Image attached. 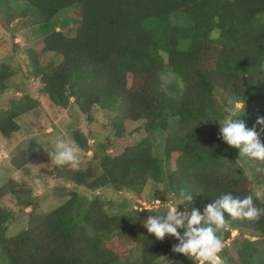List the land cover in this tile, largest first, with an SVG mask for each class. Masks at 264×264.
<instances>
[{
  "label": "trees",
  "instance_id": "trees-1",
  "mask_svg": "<svg viewBox=\"0 0 264 264\" xmlns=\"http://www.w3.org/2000/svg\"><path fill=\"white\" fill-rule=\"evenodd\" d=\"M24 2L30 7L25 14L37 26L38 46L48 55L44 62L34 50L30 55V73L39 79L42 96L60 110L73 99L89 121L96 106L120 110L113 124L118 139L125 130L117 121L138 124L132 132L140 135L137 142L115 147V154L100 144L91 158L97 170H71L63 176L66 182L73 188L110 186L136 195L152 182L159 205L187 189L194 194L192 206L201 210L224 192L253 194L256 206L264 208V199L255 197L245 176L249 170L264 187V162L223 143L217 122L238 103L264 101V0ZM176 15L189 25H173L170 19ZM169 71L178 81L167 86L162 76ZM10 75L0 66V94ZM12 103L0 110V134L6 138L20 129L14 118L35 107L29 98ZM258 116L264 110L243 112L240 118L252 127ZM157 131H166L160 150L164 159L155 153ZM73 142L84 153L90 150L79 133ZM225 217V243L232 231L256 240L233 242L230 255L224 248V264H264V215L257 220ZM12 219L0 206V252L9 264H160L169 258L171 264H196L171 251L174 238L159 241L138 232L124 216H110L100 200L74 190L39 223L6 238ZM127 244L132 248L122 258L118 246Z\"/></svg>",
  "mask_w": 264,
  "mask_h": 264
},
{
  "label": "rangeland",
  "instance_id": "rangeland-1",
  "mask_svg": "<svg viewBox=\"0 0 264 264\" xmlns=\"http://www.w3.org/2000/svg\"><path fill=\"white\" fill-rule=\"evenodd\" d=\"M28 9L30 7L24 0H0V66L11 72L6 81L7 90L0 94V110H8L15 101L28 102V98L29 104H32V101L35 104L34 109L14 118L20 128L17 132L9 138L0 134V192L3 193L0 206L13 216L6 225V238L17 236L30 225L39 223L44 215L68 199V190H74L79 196L91 201L100 200L110 216H124L128 224L134 226L138 232L148 233L142 226L143 221L148 215H154L155 213L152 212L158 211L164 204L173 202L176 196L159 205L154 199L156 187L152 182L147 184L141 195H136L127 191L117 192L110 186L95 191L83 187L73 188L63 178L71 170L86 169V167L97 170L98 166L91 161V158L100 144L108 145L110 149L107 152L115 154L119 153L112 151L115 147L137 142L140 135L132 132L138 124L126 120L117 121L122 123L125 130L121 139H118L115 137L117 130L114 129L113 124L120 110L111 112L107 108L96 106L91 111L89 121L88 116L79 111L73 99H70L65 109L60 110L42 96L39 79L34 78L30 73L32 70L30 55L32 50L39 53L38 58L41 62L48 61V55H45L42 47L38 46L37 26L35 27L36 24L32 22L31 17L24 12ZM68 14L69 12H65L59 18ZM170 21L173 25H189V21L180 15L172 16ZM162 81L170 86L177 82L178 78L169 71L162 76ZM239 104L242 103L236 104L235 108ZM262 110H264L263 100L245 103L244 112ZM75 133L88 140L90 150L86 153L80 152L78 167L57 166L41 145L51 149L57 139L61 138L72 143ZM165 136L166 131H157L153 135L155 153L163 159L164 155L160 150L163 149ZM245 176L253 192L259 191L260 198L264 199V187L252 178L249 170H246ZM27 201H30L31 205H25ZM250 240L256 239L239 236L237 231H232L231 240L225 243L224 247L227 249V255L234 253L233 242L235 245H242ZM256 243L261 244V241ZM131 248V244H127L125 249L118 246V250L120 249L118 254L124 258ZM171 262L172 259L169 258L162 260L160 264H171ZM0 264H9L7 256L2 252H0Z\"/></svg>",
  "mask_w": 264,
  "mask_h": 264
},
{
  "label": "clouds",
  "instance_id": "clouds-1",
  "mask_svg": "<svg viewBox=\"0 0 264 264\" xmlns=\"http://www.w3.org/2000/svg\"><path fill=\"white\" fill-rule=\"evenodd\" d=\"M245 103L239 104L219 123V136L223 143L239 150V155L264 162V116H258L255 124L248 127L241 115ZM57 166H79L80 148L74 142L57 139L54 147L41 145ZM39 183V181H37ZM260 198L259 191L254 193ZM194 194L182 189L176 199L164 204L158 211L152 212L143 221V227L149 234L163 241L166 237L176 241L171 251L182 254L196 264H224L220 255L225 247L223 230L228 220L225 217L242 220H257L264 215V208L256 206L253 194L241 197L233 192H224L212 202L206 204L203 210L192 206ZM178 264L181 262L177 261Z\"/></svg>",
  "mask_w": 264,
  "mask_h": 264
}]
</instances>
